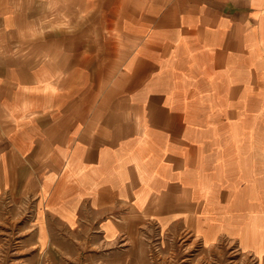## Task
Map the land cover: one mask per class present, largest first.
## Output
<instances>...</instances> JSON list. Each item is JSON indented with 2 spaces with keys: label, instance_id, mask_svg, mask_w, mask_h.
I'll use <instances>...</instances> for the list:
<instances>
[{
  "label": "crops",
  "instance_id": "obj_1",
  "mask_svg": "<svg viewBox=\"0 0 264 264\" xmlns=\"http://www.w3.org/2000/svg\"><path fill=\"white\" fill-rule=\"evenodd\" d=\"M0 15V196L32 198L42 233L52 216L104 242L155 222L264 245V0ZM38 22L58 33L22 31Z\"/></svg>",
  "mask_w": 264,
  "mask_h": 264
},
{
  "label": "rangeland",
  "instance_id": "obj_2",
  "mask_svg": "<svg viewBox=\"0 0 264 264\" xmlns=\"http://www.w3.org/2000/svg\"><path fill=\"white\" fill-rule=\"evenodd\" d=\"M0 2L2 8L8 4ZM28 30L38 36L58 33L57 27L40 22L22 27ZM38 214L30 197L0 196V264H264V245L241 247L226 237L207 242L179 225L162 228L149 222L135 234L104 242L88 226L67 228L52 216L42 233Z\"/></svg>",
  "mask_w": 264,
  "mask_h": 264
}]
</instances>
